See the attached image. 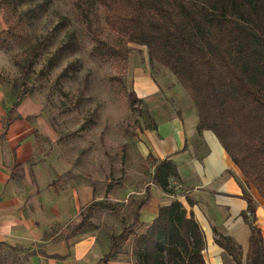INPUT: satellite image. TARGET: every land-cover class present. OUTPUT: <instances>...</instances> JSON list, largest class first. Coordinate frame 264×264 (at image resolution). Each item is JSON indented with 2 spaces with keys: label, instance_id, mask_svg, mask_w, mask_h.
<instances>
[{
  "label": "trees",
  "instance_id": "1",
  "mask_svg": "<svg viewBox=\"0 0 264 264\" xmlns=\"http://www.w3.org/2000/svg\"><path fill=\"white\" fill-rule=\"evenodd\" d=\"M8 1L1 0L0 7ZM97 2L105 10L108 29L117 37L111 45L95 37L100 56L119 57L123 51L122 56H127L129 44L146 47L150 61L172 72L189 95L199 119L198 133L212 131L245 177L247 187H255L264 199V0ZM0 39L20 42L24 34L15 24L0 33ZM73 49L69 38L48 63L56 64ZM14 87L19 91L15 104L29 96L27 91L22 93L24 84ZM87 88L86 81L74 109L85 101ZM128 99L133 110L145 109L133 90ZM148 159L154 167L153 182L165 193L175 194L170 179L180 177L174 161H158L152 154ZM243 198L248 209L242 216L251 230L245 264H264V240L255 224L254 199L248 193ZM149 202L147 191L135 205L131 224L112 236L109 251L98 264H108L120 252V243L131 237L135 238L132 253L136 264H206L204 234L179 201L161 207L146 231L137 234ZM99 205L93 202L89 206L80 225H85ZM215 235L216 243L237 264H243L237 252L241 248L231 239Z\"/></svg>",
  "mask_w": 264,
  "mask_h": 264
},
{
  "label": "rangeland",
  "instance_id": "2",
  "mask_svg": "<svg viewBox=\"0 0 264 264\" xmlns=\"http://www.w3.org/2000/svg\"><path fill=\"white\" fill-rule=\"evenodd\" d=\"M15 24L24 39L7 43L0 39V84L13 103L19 94L14 86L24 84L22 93L29 92L41 106L43 123L34 166L44 178L45 171L52 170L48 177L53 178L56 192L72 179L93 187L101 205L85 225H79L87 207L78 225L71 222L66 231L73 234L83 226L88 232L97 231L100 243L111 242L131 224L135 205L142 199V181L148 180L151 169L138 146L140 131L151 127L152 121L147 108L132 109L128 95L136 72L156 74L162 69L150 61L146 47L135 44L128 45L127 56H122L124 51L119 57L100 56L95 37L109 45L117 37L108 29L105 10L97 0H10L0 7V33ZM69 38L74 49L50 65L49 58ZM86 81V99L74 109ZM136 231L140 235L146 229ZM130 240L133 246L135 238ZM125 244L120 243V251ZM237 252L243 257V249ZM121 253L136 264L132 250ZM28 257L27 250L0 245V264H28Z\"/></svg>",
  "mask_w": 264,
  "mask_h": 264
},
{
  "label": "crops",
  "instance_id": "3",
  "mask_svg": "<svg viewBox=\"0 0 264 264\" xmlns=\"http://www.w3.org/2000/svg\"><path fill=\"white\" fill-rule=\"evenodd\" d=\"M161 69L156 74L144 69L135 73L133 91L152 121L140 131L138 149L143 158L152 154L158 161L172 159L180 178L170 179L175 194H167L153 182L151 164L150 177L141 185V198L147 191L150 195L142 227L152 224L161 207L179 201L204 234L206 264H237L216 243L215 232L244 250L239 258L245 264L251 230L242 216L248 209L243 195L254 199L255 224L263 240L264 199L255 187H247L216 135L209 130L198 133L199 119L189 95L172 72ZM42 123L40 104L30 96L15 104L0 84V244L27 250L28 264H98L111 242L100 243L99 233L83 226L73 234L66 231L97 202L94 188L72 179L56 192L48 177L52 170L42 176L34 166ZM128 241L121 251L131 252L133 240ZM121 251L108 264H133Z\"/></svg>",
  "mask_w": 264,
  "mask_h": 264
}]
</instances>
